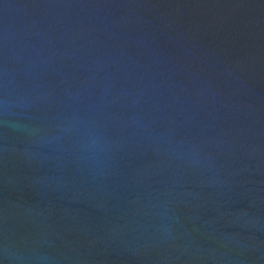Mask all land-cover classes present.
<instances>
[{"label":"water","instance_id":"obj_1","mask_svg":"<svg viewBox=\"0 0 264 264\" xmlns=\"http://www.w3.org/2000/svg\"><path fill=\"white\" fill-rule=\"evenodd\" d=\"M0 264H264V0H0Z\"/></svg>","mask_w":264,"mask_h":264}]
</instances>
